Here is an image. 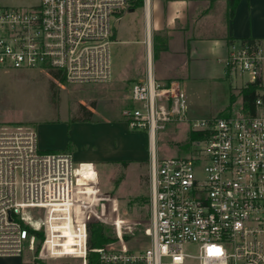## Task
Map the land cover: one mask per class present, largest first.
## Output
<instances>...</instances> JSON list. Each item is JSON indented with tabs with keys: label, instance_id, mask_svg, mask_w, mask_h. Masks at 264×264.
Masks as SVG:
<instances>
[{
	"label": "built area",
	"instance_id": "2783aa9c",
	"mask_svg": "<svg viewBox=\"0 0 264 264\" xmlns=\"http://www.w3.org/2000/svg\"><path fill=\"white\" fill-rule=\"evenodd\" d=\"M136 1L39 0L27 7L0 6V69L62 71L71 84L107 83L113 22ZM224 64L229 78L246 80L243 87L261 81L255 113L241 108L227 116L192 117L177 82L161 83L148 73L132 84L135 107L124 116L132 132L149 138L150 244L130 250L121 229L120 247L103 239L93 250L96 264H264V44L232 41ZM171 123L199 133L190 154L158 153V134ZM81 165L70 152L42 150L35 129H0V257L34 252L36 237L28 228H39L31 226L28 212L44 209L41 257H75L88 264L87 225L101 218L100 212L104 216V206L99 212L80 198ZM66 207L77 243L71 255L58 246L62 234L53 226L64 222L57 210Z\"/></svg>",
	"mask_w": 264,
	"mask_h": 264
},
{
	"label": "rangeland",
	"instance_id": "374dc122",
	"mask_svg": "<svg viewBox=\"0 0 264 264\" xmlns=\"http://www.w3.org/2000/svg\"><path fill=\"white\" fill-rule=\"evenodd\" d=\"M38 1L0 0V6L27 7ZM140 13L141 11L138 16ZM134 20L130 23L129 19L124 18L121 23L113 22L119 30L121 41L125 39V34L129 40L140 39L136 38L134 31L140 26V18ZM141 49L144 50L143 44L112 43V78L102 84L80 85L65 82L64 85H59L54 81L51 91L52 78L46 71L0 69V129L24 126L37 130L43 139L46 127L65 123L70 128L79 130L82 150L98 147L117 149L110 162L97 165L88 163L77 169L80 198L89 200L91 206L88 208H92L93 203L97 210L104 206V216L98 210L101 218L93 217L90 223L99 225L105 243L120 247L122 243L118 233L122 229L123 243L135 252L150 244V238L146 235L150 224L149 138L147 133L140 135L127 126L124 111L135 107L130 99L133 82L119 75L127 72L130 75L133 72L131 69L139 67ZM131 52L138 60L131 62ZM245 83L246 80L233 79L235 94H238V90ZM188 91L192 99L206 107L201 112V117L219 116L220 111L229 105V91L223 86L204 83L194 85ZM241 106L242 100L238 98L232 114L241 109ZM87 118L90 120L86 121ZM64 130V127H60L56 131L61 136ZM128 148L133 151H118ZM191 150L192 140L184 123L168 124L158 134L157 151L161 156H185ZM88 155L92 156L89 153L80 154L81 158L76 157L75 162L79 164L86 157V161H90ZM98 198H102L99 203L96 202ZM113 202L117 209L112 210ZM57 211L61 213L59 215H64V222L53 224L54 232L62 234L58 246H63L64 254L70 255L74 252L73 246L77 245L72 231L71 209L66 207ZM28 214L31 226L45 231L43 222L46 210L33 209ZM39 244L40 241L36 239L34 252L26 249L22 257L0 259V264H82V260L75 257H41L43 243L38 249ZM190 251L196 252L194 248Z\"/></svg>",
	"mask_w": 264,
	"mask_h": 264
},
{
	"label": "crops",
	"instance_id": "0c3cea01",
	"mask_svg": "<svg viewBox=\"0 0 264 264\" xmlns=\"http://www.w3.org/2000/svg\"><path fill=\"white\" fill-rule=\"evenodd\" d=\"M137 17L140 18V26L134 30L136 38L140 37L137 40H129L125 34L121 41L119 30L113 24V43L144 45L138 57L139 67L131 69L130 75L126 71L127 74L119 76L135 83L145 80L150 73L158 82H177L192 117H201L206 107L191 98L189 88L204 83L223 86L229 91V99L231 89L236 90L233 79L226 75L224 64L230 42L253 39L264 44V0H238L233 17L228 0H137L117 14L114 21L121 23L126 18L132 23ZM130 55L131 62L138 60L133 52ZM60 127L65 129L61 136L56 131ZM79 133L65 123H56L46 127L43 139L39 134V146L45 151L70 152L74 159L81 158L82 153L92 154L88 155L90 161H86L87 157L80 161L82 165L108 163L114 159L116 148L82 150ZM6 258L13 257H0Z\"/></svg>",
	"mask_w": 264,
	"mask_h": 264
},
{
	"label": "trees",
	"instance_id": "16d2710c",
	"mask_svg": "<svg viewBox=\"0 0 264 264\" xmlns=\"http://www.w3.org/2000/svg\"><path fill=\"white\" fill-rule=\"evenodd\" d=\"M238 0H228V6L230 10V16H234L235 7L237 5ZM252 41L253 39H249ZM49 75L52 78L50 89L52 91L53 86L55 85L54 81H57L59 85H64L66 82L65 76L62 71H49ZM261 87V81H257L254 84H250L248 87H243L238 90V94H235V89H231L230 91V99H229V105L226 108L224 112H222L219 116H227L231 115L234 111V106L238 100V98H241L242 100V106L241 108L244 111H249L251 113H255V102L259 94V90ZM52 102L53 99H52ZM90 118H87L86 121H89ZM199 137V133H190V139L193 140L195 138ZM29 234L31 236H35L36 239L40 241V244L38 245V249L41 247V244L44 243L45 240V231H36L32 228H28ZM87 231H88V264H96L98 254H96L93 250L101 247L102 240L104 239L103 233L99 228V225L96 223H88L87 225ZM37 263H40L37 260Z\"/></svg>",
	"mask_w": 264,
	"mask_h": 264
},
{
	"label": "bare ground",
	"instance_id": "6f19581e",
	"mask_svg": "<svg viewBox=\"0 0 264 264\" xmlns=\"http://www.w3.org/2000/svg\"><path fill=\"white\" fill-rule=\"evenodd\" d=\"M77 176H78V170H77ZM71 255V254H70Z\"/></svg>",
	"mask_w": 264,
	"mask_h": 264
}]
</instances>
